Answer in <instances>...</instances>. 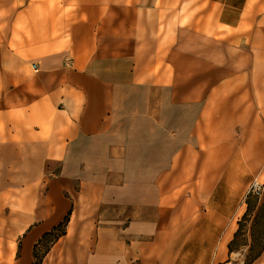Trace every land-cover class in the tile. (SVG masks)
I'll use <instances>...</instances> for the list:
<instances>
[{"label":"crops","instance_id":"1","mask_svg":"<svg viewBox=\"0 0 264 264\" xmlns=\"http://www.w3.org/2000/svg\"><path fill=\"white\" fill-rule=\"evenodd\" d=\"M105 159L136 169L127 185L155 177L154 198L174 207L130 223V243L99 240L88 264L239 259L240 190L247 176L249 191L264 186V0H0V217L9 194L8 237L27 233L8 262L33 264L75 206L78 169ZM55 163L77 175L61 171L42 196L38 168ZM6 241L3 222L0 264Z\"/></svg>","mask_w":264,"mask_h":264},{"label":"rangeland","instance_id":"2","mask_svg":"<svg viewBox=\"0 0 264 264\" xmlns=\"http://www.w3.org/2000/svg\"><path fill=\"white\" fill-rule=\"evenodd\" d=\"M53 11L55 16H61L60 9L55 7ZM54 27V32L59 34V25H54ZM216 27L217 25H215V29ZM218 41L219 39L215 37V46ZM182 132L187 133V130L183 128ZM122 138L125 141L124 136ZM119 156L118 159H123L119 162L125 163L126 152L120 151ZM92 164V166L78 169L81 178H75L70 192L65 193L66 196L75 201L66 227V234L55 243H51L52 238L43 242L36 252L34 262L32 261L34 264L39 263L40 260H43L42 264H88L89 260L95 256L96 251H99L100 246H97V243L100 245L99 240L126 239L130 243V239L123 236L125 228L130 223L156 222L159 203L174 207L173 194L167 196L170 199L159 201L154 198L159 192L155 177L148 178L145 183L133 182L127 185L125 182L126 174L128 173V176L131 177L132 174L136 173V169L118 166L119 164L116 162L117 167H114L108 162V159L99 163L97 167L94 166V163ZM18 170L7 169V176H10L11 172H18ZM67 170L71 175H77L76 168L62 169L60 163H55L50 167L38 168V181L39 183L43 182L40 185V194L45 195L49 180L57 178L61 171L66 172ZM141 171L139 170L140 174ZM254 180L253 176H247L245 189L240 190L239 188L238 206L243 205L246 208V216L242 217L239 233L231 245L235 253L240 255L239 259H234L232 264H244L249 254V246L253 242L255 243L254 253L264 246V186L254 183L249 191V182ZM22 185L24 189V183ZM169 190H171L170 193H173V189ZM182 190L188 191L189 185L183 187ZM126 191L133 195V200L127 201L120 198V194ZM8 197L9 194H7L6 199V215L0 217V223L4 222L7 232V263L5 264H13L8 261L16 257V248L22 243L27 233L20 236L19 239L8 237L13 224L11 209H13L14 204V200ZM70 227L72 228L69 231ZM104 245H108V243ZM16 264H30V262L22 259ZM134 264H139L138 260L134 261Z\"/></svg>","mask_w":264,"mask_h":264},{"label":"trees","instance_id":"3","mask_svg":"<svg viewBox=\"0 0 264 264\" xmlns=\"http://www.w3.org/2000/svg\"><path fill=\"white\" fill-rule=\"evenodd\" d=\"M70 215H71V212H69V214L64 218L63 221H61L58 225H56L51 231L43 234V236L38 240V242L34 246V251H33V258L34 259L36 258L37 250L39 249V247L42 245L43 242L48 240V238H52L51 243H55V241L59 240V238H61L62 236H64L66 234V227L68 226ZM60 229H63V230L61 231ZM238 233H239V231L236 233V235H238ZM233 241L231 242V244L229 246L231 252H235V250L231 248ZM254 250H255V243L253 242V244H251L249 246V249H248L249 254L247 255V258H246L244 264L254 263L264 252V246L256 253L253 252ZM46 253H45V255H46ZM42 263H43V260L42 261L40 260L39 263H35V264H42Z\"/></svg>","mask_w":264,"mask_h":264},{"label":"built area","instance_id":"4","mask_svg":"<svg viewBox=\"0 0 264 264\" xmlns=\"http://www.w3.org/2000/svg\"><path fill=\"white\" fill-rule=\"evenodd\" d=\"M34 68H35V71H38L39 70V68H38V65H34Z\"/></svg>","mask_w":264,"mask_h":264},{"label":"bare ground","instance_id":"5","mask_svg":"<svg viewBox=\"0 0 264 264\" xmlns=\"http://www.w3.org/2000/svg\"><path fill=\"white\" fill-rule=\"evenodd\" d=\"M72 227L69 228V231L71 230Z\"/></svg>","mask_w":264,"mask_h":264}]
</instances>
